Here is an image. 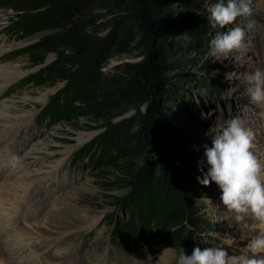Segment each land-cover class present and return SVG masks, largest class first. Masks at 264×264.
<instances>
[{
  "label": "rangeland",
  "instance_id": "obj_1",
  "mask_svg": "<svg viewBox=\"0 0 264 264\" xmlns=\"http://www.w3.org/2000/svg\"><path fill=\"white\" fill-rule=\"evenodd\" d=\"M170 1L173 12L167 19L171 27L183 29L177 43L167 41L173 52L159 58L169 65L159 72L160 87L170 92L159 107L164 132L182 149L183 157L181 167L172 165V173L166 174L178 184L163 185L161 191L162 147L144 140L135 147L130 138L138 127L136 106H124L105 117L89 113L85 103L75 101L72 87L85 77L74 76L76 81L69 86L73 80L69 73L78 65L37 47L52 30L14 34L9 25L19 13L0 6V133L11 136L9 144L0 141V190L8 192L21 182L29 190L26 203L19 206L15 200L14 207L1 215V225H10L12 215L21 212L20 224L29 229L44 228L46 217L64 207L90 212L87 222L98 221L79 237L82 264L88 261L86 255L105 249L107 263L117 264H174L178 250L191 254L197 246L247 254L245 246L258 234L259 222L245 217L237 223L236 214L222 203L219 186L215 182L204 186L197 177L203 176L200 161L205 172L209 168L203 145L211 146L210 129L236 116L251 129L253 152L264 162V105L251 103L245 82L247 74L264 69V0H251L248 19L253 27L246 29V48L223 63L210 55L211 40L237 24L213 26L207 9L219 0ZM237 23L245 26L242 19ZM142 59L138 51L111 53L99 68L112 74L126 62ZM149 103H142L141 111ZM145 165L147 184L133 178ZM14 239L11 230L0 234V264L29 262L23 260L31 253L26 247L19 253L18 248L6 250ZM28 264L45 262L32 259Z\"/></svg>",
  "mask_w": 264,
  "mask_h": 264
},
{
  "label": "trees",
  "instance_id": "obj_2",
  "mask_svg": "<svg viewBox=\"0 0 264 264\" xmlns=\"http://www.w3.org/2000/svg\"><path fill=\"white\" fill-rule=\"evenodd\" d=\"M3 1L0 6L19 13L9 25L10 32L26 36L39 30H52L37 47L45 53L56 52L66 62L78 65L75 73H69L73 76L69 86L76 81L74 76L85 77L83 82L78 80L72 87L75 101L85 103L89 113L105 117L124 106H136L138 127L130 134L131 140L136 142L134 146L142 140L149 144L159 143L164 167L158 166L163 171L158 190L161 191L163 185L172 188L178 184V180L171 182L166 174L172 173V165L181 167L183 152L164 132L166 124L159 107L160 101L166 102L168 95L165 93H170L160 87L159 72L169 65L159 58L173 52L168 42L177 43V36L183 29L171 27L172 21L167 19L173 12L171 1ZM132 51L141 53L143 59L126 62L112 74L100 70L99 64L111 53ZM145 101L150 103L146 111H141L140 105ZM147 166L134 172V180L149 182Z\"/></svg>",
  "mask_w": 264,
  "mask_h": 264
},
{
  "label": "clouds",
  "instance_id": "obj_3",
  "mask_svg": "<svg viewBox=\"0 0 264 264\" xmlns=\"http://www.w3.org/2000/svg\"><path fill=\"white\" fill-rule=\"evenodd\" d=\"M207 10L210 21L214 22L213 26L225 28L237 24L211 40L210 55L214 57V62L223 63L234 52L247 46L246 29L251 30L253 27L248 19L252 15L251 0H227L226 3L219 0ZM238 18L245 21L244 27L237 23ZM245 82L251 103L264 105V69L258 67L247 74ZM210 132L211 146L203 145L209 168L205 172L204 161H200L203 176H198L197 180L204 186L215 182L222 190L223 205L236 214V222L251 217L259 222V232L252 235L245 246L247 254L241 250L240 254H235L237 250L234 249V254L230 255L222 246L204 249L197 246L191 254L183 249L178 250L174 264H264V255H259L264 253V162L253 152V133L239 116L216 124ZM223 244L231 247L233 243L224 241Z\"/></svg>",
  "mask_w": 264,
  "mask_h": 264
},
{
  "label": "bare ground",
  "instance_id": "obj_4",
  "mask_svg": "<svg viewBox=\"0 0 264 264\" xmlns=\"http://www.w3.org/2000/svg\"><path fill=\"white\" fill-rule=\"evenodd\" d=\"M16 126L18 127L15 123L11 128V132L14 131L13 129L14 127L16 128ZM10 137V133H3L0 135V141L9 144L11 141ZM23 184L24 183L21 182L19 185H14L8 190V192L0 190V217L5 213L6 209H9L12 205L14 207L13 201L16 200L15 203L18 202L19 206L26 203V195L29 190L27 187H24ZM5 193H7V195H4ZM12 216L14 217V220L13 222L10 220V225L0 224V234L3 232L8 233L11 230L16 239H14L15 243L13 245L9 244L6 250L15 251L18 248L16 251L19 253L20 250L25 249L26 247L31 253L29 254L30 256L28 255V259L26 257L23 259L24 261L30 262L32 259H40L45 262V264H82L81 254L77 247L79 237L82 231L92 230L98 221L94 220L92 224H89L87 220L91 219L90 212H86L85 210L78 212L73 208L71 209L70 206L64 207L58 212L53 211L48 215L45 219L46 223L44 228L40 226L37 228L34 227V229H29L20 224L24 217L23 212L18 214V216L16 214ZM0 223L3 222L0 221ZM54 249L55 252H53ZM66 256L68 257L62 261L60 260ZM88 256H85L86 259H88L85 264H117L115 261L107 263V259L110 257L108 249H105L102 252H92ZM59 260L61 262H58ZM19 262H22V259H20ZM163 264H167V261H164Z\"/></svg>",
  "mask_w": 264,
  "mask_h": 264
}]
</instances>
